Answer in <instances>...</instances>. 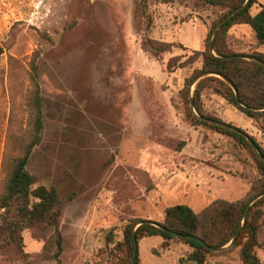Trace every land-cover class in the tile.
Listing matches in <instances>:
<instances>
[{
    "label": "rangeland",
    "instance_id": "1",
    "mask_svg": "<svg viewBox=\"0 0 264 264\" xmlns=\"http://www.w3.org/2000/svg\"><path fill=\"white\" fill-rule=\"evenodd\" d=\"M140 1L0 0V194L34 140L41 111V140L27 170L34 188L54 189L63 204L60 248L55 228L38 224L21 240L0 241V264H125L131 222H163L165 210L179 204L201 214L216 201L240 202L264 189L253 149L188 118L185 82L202 69L203 47L187 39L193 26L204 27L205 43L227 11L198 0H147L148 23L136 11ZM257 2L253 15L264 6ZM156 29L175 44L160 57L142 49ZM227 45L243 56L264 54L246 24L229 30ZM202 107L264 150V117H248L211 87ZM261 212L255 253L264 264V205ZM13 215L0 210V226ZM163 241L141 239L140 263L183 264L190 247ZM214 253L205 264H243L240 247Z\"/></svg>",
    "mask_w": 264,
    "mask_h": 264
},
{
    "label": "trees",
    "instance_id": "2",
    "mask_svg": "<svg viewBox=\"0 0 264 264\" xmlns=\"http://www.w3.org/2000/svg\"><path fill=\"white\" fill-rule=\"evenodd\" d=\"M147 0L136 2L137 8L146 7ZM155 2H171V0H154ZM174 1V0H172ZM205 5L212 7H220L227 12L217 23L211 27L207 39L205 40L203 50L202 69L195 72L185 82L184 93L188 104L190 105L189 87L202 74L211 73L195 84L193 101L194 107L198 115L225 123L218 118L206 116L202 107V92L207 87L213 88L214 92L223 97L230 105L246 114L248 117L258 119L264 117V112H252L241 107L231 85L221 77L228 80L237 89L240 103L249 109L264 110V68L254 62L242 59H223L222 57L241 56L242 54L232 53L227 45V35L229 30L237 24H246L251 27L255 33L258 45L264 46V6L261 10L253 15L251 10L257 0H248L246 6L225 22L215 33L212 39L211 51L209 41L213 29L228 14L242 7L247 0H198ZM148 2V1H147ZM142 20L148 22L151 20L147 12L142 9ZM138 13L135 12L133 23L135 30H138L137 24ZM175 44L168 42H160L156 39L144 36L142 38V49L149 52L155 57H160L163 53L169 52ZM3 49L0 48V55ZM264 62V54L255 53L252 55ZM169 72H173L175 66L171 65V61L167 65ZM254 92L257 95L252 96ZM188 118L193 124H201L219 131L222 134L231 135L237 138L241 144L251 148L248 141L237 133L209 125L200 121L194 112L188 109ZM229 124V123H227ZM231 125V124H230ZM241 131L244 130L238 127ZM43 130L42 112H38L35 121V137L27 146L22 157L18 158L12 165L11 171L6 179L3 191L0 194V210L5 214L13 212V219H2L4 222L0 226V241L21 240V234L26 229H31L38 224H46L55 228L58 233V246L60 248L61 235L59 232V219L62 215L63 204L59 195L54 189L45 186L34 188L36 179L27 170L30 156L36 145L41 140ZM245 133V132H244ZM247 134V133H246ZM248 135V134H247ZM249 136V135H248ZM256 144L258 150L264 155V150L259 146L257 141L249 136ZM259 166L264 175V162H262L254 153ZM264 193V189L253 197L240 202L216 201L201 214L195 213L186 205H175L165 210L164 221L155 222L160 226L177 234L189 236L190 238H177L166 231L152 224H143L134 230L137 222H131L124 230V246L126 248V262L131 264L133 257V234H135L138 242V255L135 264H141L139 259V241L146 237L163 238V247H169L173 240L180 241L188 245L191 252L187 257L182 258L183 264H205L208 257L214 253L207 249L201 242L191 237L199 238L208 247L212 249L223 248L228 245L239 231L237 240L231 247H240V258L243 264H261L255 253L258 243V228L261 218V207L264 205V197L256 201L248 210V214L244 219L247 206L253 198ZM145 221V220H142ZM153 222V221H152ZM244 222V223H243ZM242 227L240 228V226ZM240 228V229H239ZM110 239L109 241H112ZM224 250L223 252H226Z\"/></svg>",
    "mask_w": 264,
    "mask_h": 264
},
{
    "label": "water",
    "instance_id": "3",
    "mask_svg": "<svg viewBox=\"0 0 264 264\" xmlns=\"http://www.w3.org/2000/svg\"><path fill=\"white\" fill-rule=\"evenodd\" d=\"M248 3V0L246 1V3L240 7L239 9L231 12L230 14H228L221 22H219L217 24V26L213 29L212 31V35H211V39H210V43H209V48L210 50L212 51L213 50V47H212V39L215 35V33L217 32V30L225 23L227 22L229 19H231L234 15H236L238 12H240L245 6L246 4ZM223 59H242V60H249V61H254L258 64H260L263 68H264V62L255 58V57H252V56H231V57H222ZM208 75H213L211 73H206V74H203L201 77H205V76H208ZM223 78V77H221ZM225 81H227L231 87L233 88L234 92H235V95H236V100L238 102V104L245 108L246 110H249V111H252V112H257L256 110H253V109H249L247 107H244L241 103H240V100H239V94H238V91L237 89L232 85V83H230L228 80H226L225 78H223ZM190 107L191 109L194 111L195 115L197 116V118L202 121V122H205L207 124H210L212 126H216V127H219V128H223V129H226V130H229V131H232L234 133H237L239 134L240 136L244 137L248 143L251 145L253 151L255 152L256 156L262 161L264 162V155H262L260 153V151L258 150L255 142L246 134L244 133L243 131H241L238 127L236 126H233V125H230V124H227V123H220V122H217L215 120H212V119H208V118H205V117H202L200 115H198L195 111V107H194V101H193V98L190 99ZM264 112V110H263ZM264 197V194L260 195L259 197H256L252 202L251 204H249L246 208V212H245V215H244V219L246 218L247 214H248V210L250 208V206L252 205V203H254L255 201L259 200L260 198ZM244 223V222H243ZM143 224H152L158 228H161L162 230L166 231L167 233H169L170 235L174 236V237H177V238H190L189 236H184V235H181V234H177V233H174L172 231H169L168 229L164 228L163 226H160L158 225L157 223L155 222H152L150 220H145V221H140L138 224H137V227L138 226H141ZM136 227V228H137ZM242 227V225L240 226V228ZM239 228V229H240ZM136 230V229H135ZM238 234H239V231L237 232V234L234 236L233 240L230 242V244L226 247H223V248H216V249H212L210 247H208L202 240H200L199 238H195V237H191L193 239H196L197 241L201 242L207 249L209 250H212L214 252H220L222 251L223 249L225 248H230L233 246V244L235 243L237 237H238ZM137 255H138V242L136 240V237H135V234H133V257H132V262L131 264H135V261H136V258H137Z\"/></svg>",
    "mask_w": 264,
    "mask_h": 264
},
{
    "label": "crops",
    "instance_id": "4",
    "mask_svg": "<svg viewBox=\"0 0 264 264\" xmlns=\"http://www.w3.org/2000/svg\"><path fill=\"white\" fill-rule=\"evenodd\" d=\"M204 30H205L204 27H198V26L194 27L193 26V30L190 32L191 34L189 35V39H187L188 41L186 43H188L191 47H194V48H202L204 46V43L202 41V34L204 33L203 32ZM152 38L156 40H164V41H167L168 43H171L165 37L163 32H159L157 29L152 34Z\"/></svg>",
    "mask_w": 264,
    "mask_h": 264
}]
</instances>
